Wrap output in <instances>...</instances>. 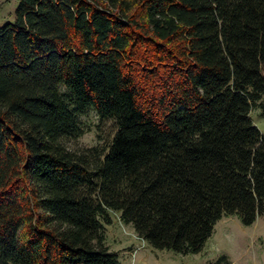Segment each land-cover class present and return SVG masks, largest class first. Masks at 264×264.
<instances>
[{
    "label": "trees",
    "instance_id": "obj_1",
    "mask_svg": "<svg viewBox=\"0 0 264 264\" xmlns=\"http://www.w3.org/2000/svg\"><path fill=\"white\" fill-rule=\"evenodd\" d=\"M263 66L264 0H19L0 27V264H118L112 212L181 255L223 217L252 225ZM90 109L115 132L77 154Z\"/></svg>",
    "mask_w": 264,
    "mask_h": 264
},
{
    "label": "rangeland",
    "instance_id": "obj_2",
    "mask_svg": "<svg viewBox=\"0 0 264 264\" xmlns=\"http://www.w3.org/2000/svg\"><path fill=\"white\" fill-rule=\"evenodd\" d=\"M19 0H0V27L12 24ZM264 76V66L262 67ZM253 124L264 133V95L258 108L251 112ZM83 134L67 143L69 150L81 154L91 149L106 148L115 132L111 121H99L90 109L79 118ZM112 222L104 225V243L109 253L117 256L118 264H264V213L250 226H242L234 215L223 217L214 228L202 250L181 255L155 249L137 238L132 226L121 222L119 213L110 214Z\"/></svg>",
    "mask_w": 264,
    "mask_h": 264
}]
</instances>
